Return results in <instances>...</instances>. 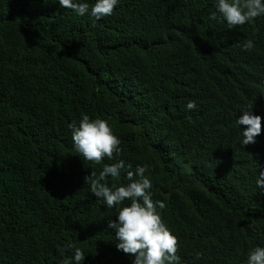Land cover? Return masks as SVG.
I'll list each match as a JSON object with an SVG mask.
<instances>
[{"label": "trees", "instance_id": "trees-1", "mask_svg": "<svg viewBox=\"0 0 264 264\" xmlns=\"http://www.w3.org/2000/svg\"><path fill=\"white\" fill-rule=\"evenodd\" d=\"M213 11L119 0L93 23L53 0H0V264H60L68 243L81 264H132L106 227L116 207L84 181L114 161L72 146L81 113L108 121L119 159L151 165L180 264H246L264 246V16L229 29ZM250 105L261 132L241 145L235 120Z\"/></svg>", "mask_w": 264, "mask_h": 264}, {"label": "clouds", "instance_id": "clouds-1", "mask_svg": "<svg viewBox=\"0 0 264 264\" xmlns=\"http://www.w3.org/2000/svg\"><path fill=\"white\" fill-rule=\"evenodd\" d=\"M60 7L73 10L78 16L87 15L95 23L102 17L110 16L119 0H53ZM214 11L211 19H222L229 29L234 26L251 23L264 16V0H213ZM245 51L252 50L254 42L245 40L242 45ZM196 108L193 100H188L185 109ZM242 114L236 117L235 125L239 127V143H254L261 132V116L253 114L250 106L240 109ZM246 126L241 128L240 126ZM71 132L72 146L75 153L84 161L101 164L104 158L112 163H103L98 174L91 172L84 181L89 184L90 193L102 200L108 208L116 207L115 219H109L106 227L115 237L117 250L130 254L132 264H180L177 255V239L161 218L165 202L153 200L150 191L152 182L145 175L151 165H137L134 169L119 159L120 140L112 131L107 120L90 118L81 113L78 121L68 124ZM115 154V156H114ZM123 174L126 183L121 182ZM110 178L111 183H105ZM256 187L264 192V170L259 171L255 181ZM72 249L70 258L62 259L60 264H81L85 253L71 243L66 246ZM246 264H264V246H254L246 256Z\"/></svg>", "mask_w": 264, "mask_h": 264}]
</instances>
